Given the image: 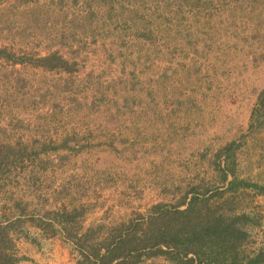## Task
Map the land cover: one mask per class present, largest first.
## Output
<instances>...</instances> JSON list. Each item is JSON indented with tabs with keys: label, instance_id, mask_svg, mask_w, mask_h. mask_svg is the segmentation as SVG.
I'll return each mask as SVG.
<instances>
[{
	"label": "rangeland",
	"instance_id": "rangeland-1",
	"mask_svg": "<svg viewBox=\"0 0 264 264\" xmlns=\"http://www.w3.org/2000/svg\"><path fill=\"white\" fill-rule=\"evenodd\" d=\"M3 47L59 52L72 69L0 59V220L78 208L82 227L68 231L103 237L189 191L216 194L218 152L231 143L239 178L264 185V124L250 127L264 88V0H0ZM212 202L251 217L241 256L264 253L263 195L241 188ZM24 230L27 260L76 264L62 230Z\"/></svg>",
	"mask_w": 264,
	"mask_h": 264
},
{
	"label": "trees",
	"instance_id": "trees-1",
	"mask_svg": "<svg viewBox=\"0 0 264 264\" xmlns=\"http://www.w3.org/2000/svg\"><path fill=\"white\" fill-rule=\"evenodd\" d=\"M14 62H32L47 69L71 70L69 61L59 52L31 58L17 56L6 47L0 48V59ZM250 127L264 124V88L258 95L251 111ZM232 143L218 152V167L222 171L223 187L216 194L208 195L189 191L178 205L158 203L151 207L148 215L121 222L108 235L95 236L93 228L85 232H70L68 227L75 224L83 214L78 208L68 211L63 206L47 211V216L36 217L21 210L14 217L0 220V264H23L27 257L20 252L18 240L31 238L23 231L28 221L40 228L43 235L53 237L62 230L65 240L75 244L78 254L76 264H141L146 258L163 256L174 264H262L264 253L241 256V247L250 237L246 228L249 214L234 208L221 210L212 199L241 188H253L264 196V185L240 179L237 175ZM225 161V166H222ZM4 162L0 160V177L4 174ZM17 228L22 232L17 236ZM51 231V232H49ZM37 242V238H32Z\"/></svg>",
	"mask_w": 264,
	"mask_h": 264
},
{
	"label": "crops",
	"instance_id": "crops-1",
	"mask_svg": "<svg viewBox=\"0 0 264 264\" xmlns=\"http://www.w3.org/2000/svg\"><path fill=\"white\" fill-rule=\"evenodd\" d=\"M23 252L22 250V247H21V253ZM31 259H28V260H24L23 261V264H34L33 262H37L39 264V262L41 264H66V257H61V258H58V260H53L51 258H47L46 256H44L43 258V255H40V254H30ZM31 260V261H30Z\"/></svg>",
	"mask_w": 264,
	"mask_h": 264
}]
</instances>
